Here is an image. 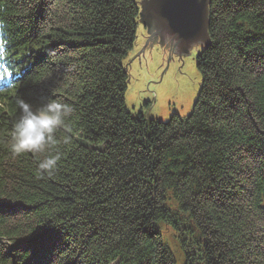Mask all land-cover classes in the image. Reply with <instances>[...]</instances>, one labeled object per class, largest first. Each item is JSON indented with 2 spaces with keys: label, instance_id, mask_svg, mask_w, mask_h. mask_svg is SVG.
<instances>
[{
  "label": "trees",
  "instance_id": "obj_1",
  "mask_svg": "<svg viewBox=\"0 0 264 264\" xmlns=\"http://www.w3.org/2000/svg\"><path fill=\"white\" fill-rule=\"evenodd\" d=\"M139 1L0 0L21 72L0 94V264H264V0H210L198 96L167 122L124 102ZM17 98L73 108L52 176L8 149Z\"/></svg>",
  "mask_w": 264,
  "mask_h": 264
},
{
  "label": "water",
  "instance_id": "obj_2",
  "mask_svg": "<svg viewBox=\"0 0 264 264\" xmlns=\"http://www.w3.org/2000/svg\"><path fill=\"white\" fill-rule=\"evenodd\" d=\"M210 0H140L136 42L126 56L125 102L133 114L167 122L187 116L200 90L196 56L209 45ZM160 35L161 37H158Z\"/></svg>",
  "mask_w": 264,
  "mask_h": 264
},
{
  "label": "clouds",
  "instance_id": "obj_3",
  "mask_svg": "<svg viewBox=\"0 0 264 264\" xmlns=\"http://www.w3.org/2000/svg\"><path fill=\"white\" fill-rule=\"evenodd\" d=\"M4 29V23L0 21V59L7 56ZM15 103L19 114L10 130V153L14 157L24 154L41 157L36 165L37 176L54 175L64 155L59 145L72 144L70 135L65 134L62 140L56 135L58 130L67 127V120L73 113L72 106L53 99L46 100L35 109L23 98H17Z\"/></svg>",
  "mask_w": 264,
  "mask_h": 264
},
{
  "label": "rangeland",
  "instance_id": "obj_4",
  "mask_svg": "<svg viewBox=\"0 0 264 264\" xmlns=\"http://www.w3.org/2000/svg\"><path fill=\"white\" fill-rule=\"evenodd\" d=\"M130 51L131 50H129L128 51V53H127V55L130 53ZM128 75V74H127ZM126 91H127V89H126ZM126 94V93H125ZM124 102H125V97H124ZM125 105H126V102H125ZM126 108H127V106H126ZM127 110L129 111V109L127 108ZM130 112V111H129ZM131 113V112H130ZM178 115H180L181 117H184V116H186L185 115V113L183 112V111H178V113H177ZM153 120H159V119H153ZM160 122H164V121H162V120H159ZM173 235H174V233H172L171 231H170V229H165V231H164V238L165 239H167V243L170 245V247L172 248V250L174 251V250H176V254H180V250H179V248H177V247H175V241H173L172 240V238H174L173 237Z\"/></svg>",
  "mask_w": 264,
  "mask_h": 264
},
{
  "label": "flooded vegetation",
  "instance_id": "obj_5",
  "mask_svg": "<svg viewBox=\"0 0 264 264\" xmlns=\"http://www.w3.org/2000/svg\"><path fill=\"white\" fill-rule=\"evenodd\" d=\"M158 37H161L160 35H157Z\"/></svg>",
  "mask_w": 264,
  "mask_h": 264
}]
</instances>
